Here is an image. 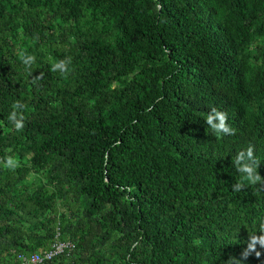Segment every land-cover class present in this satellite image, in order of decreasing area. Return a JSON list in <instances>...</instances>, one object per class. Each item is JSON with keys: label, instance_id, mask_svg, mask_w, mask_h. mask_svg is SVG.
<instances>
[{"label": "trees", "instance_id": "1", "mask_svg": "<svg viewBox=\"0 0 264 264\" xmlns=\"http://www.w3.org/2000/svg\"><path fill=\"white\" fill-rule=\"evenodd\" d=\"M249 145L264 176V0H0V264L58 234L37 264L239 259L264 220V184L232 187Z\"/></svg>", "mask_w": 264, "mask_h": 264}, {"label": "clouds", "instance_id": "2", "mask_svg": "<svg viewBox=\"0 0 264 264\" xmlns=\"http://www.w3.org/2000/svg\"><path fill=\"white\" fill-rule=\"evenodd\" d=\"M157 7L159 8L160 5H157ZM20 59L27 69H31V66L35 63L36 57L30 54H22ZM69 64L70 60L62 59L54 62L50 70L52 72H59L62 76H65L70 71ZM12 107L13 111L10 113L8 120L13 124L16 131H20L24 126V117L22 112L19 111L23 108V105L17 101L12 105ZM205 122L206 125L212 130V133L217 137H219L221 134L235 135V130L228 124L227 113L218 110L215 107H212L210 112H208L205 117ZM232 162L236 171L240 173V180L232 186L234 191L239 192L246 185L250 187H256L257 185L264 184V176H261L260 173L256 171L257 167H259V161L255 156L254 145H249L246 149L238 152L233 158ZM0 166H3L9 170H15V168L19 166V162L14 157L8 156L3 158V161H0ZM259 233L260 234L249 233L247 247L242 251L240 258L238 259L235 256H231L226 264H244V261H246L248 257L252 255V253H255V256L257 259H259L262 253L257 251V246L264 248V220L259 222ZM56 241L66 242V240L59 238V234L57 235L56 240L53 242L52 247ZM49 251L44 254H38L45 256Z\"/></svg>", "mask_w": 264, "mask_h": 264}, {"label": "built area", "instance_id": "3", "mask_svg": "<svg viewBox=\"0 0 264 264\" xmlns=\"http://www.w3.org/2000/svg\"><path fill=\"white\" fill-rule=\"evenodd\" d=\"M67 247L70 248V243L56 241L52 249L45 256H42L38 253H34L33 255H31L30 258L22 257L21 255L20 257L22 259L23 264H32V263L36 264V263L44 261L45 259H50L54 257L55 255H58L59 253H62Z\"/></svg>", "mask_w": 264, "mask_h": 264}]
</instances>
